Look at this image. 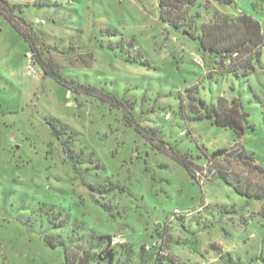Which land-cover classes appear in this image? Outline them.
<instances>
[{
  "label": "rangeland",
  "instance_id": "374dc122",
  "mask_svg": "<svg viewBox=\"0 0 264 264\" xmlns=\"http://www.w3.org/2000/svg\"><path fill=\"white\" fill-rule=\"evenodd\" d=\"M8 1L41 59L126 100L155 139L120 107L68 91L42 68L28 74V44L0 14V264H106L101 235L118 239L112 264H264V199L213 173L226 168L264 193V47L254 73L235 78L195 38L214 10L251 15L264 37V0H198L193 36L160 20L158 0ZM193 86L210 104L241 96L252 127L237 137L216 126L189 97ZM170 148L202 170L190 176Z\"/></svg>",
  "mask_w": 264,
  "mask_h": 264
},
{
  "label": "trees",
  "instance_id": "16d2710c",
  "mask_svg": "<svg viewBox=\"0 0 264 264\" xmlns=\"http://www.w3.org/2000/svg\"><path fill=\"white\" fill-rule=\"evenodd\" d=\"M197 1L158 0L159 18L163 23L168 24L172 28L177 30L182 29L184 34L193 36L192 29H196L197 21L201 17L199 11L193 12L191 10ZM204 1L205 8L210 7L212 2L220 5H232L235 3V0ZM16 10L17 12L22 11L17 4H11L8 0H0V14L28 44L32 59L38 65L39 69L42 68L45 76L54 79L68 91L93 95L100 100L108 102L113 107H120L123 110V116L127 123L134 125V129L142 133L144 137L151 140L155 139L153 135L148 134L145 128L140 127L134 119L131 106L126 100L120 99L114 93L95 85L84 84L67 78L49 59H41L35 38L32 37L31 24L22 16H18ZM199 30L200 34H197L195 38L198 40L200 47L221 56V73H231L235 78H241L253 74L256 64L260 65L264 37L259 21L251 15L240 12L232 16L214 10L211 19L207 22H202ZM138 53V56L142 58V52L138 50ZM143 60L148 64L146 58H143ZM187 92L189 97L195 100L204 110V116L211 119L216 126L232 129L237 137H240L247 128L252 127V124L250 125L248 122L249 112L245 109L241 96L237 95L230 102L220 97L215 104H210L198 96L196 86L188 88ZM51 125L53 126V123ZM155 146L158 149H162L158 145ZM170 149L174 159L186 169L190 176H195L196 173L202 170L201 166L195 164L185 153H178L174 149ZM199 149L202 150L201 148ZM225 151V148H220L205 156L210 161L212 157L218 156ZM242 153L246 155V152L243 151ZM68 154L71 159H74L70 152ZM213 173L225 183L232 186L237 194L248 198L264 199V193L262 192H249L246 189H242L239 183L236 182V178L231 176L226 168L217 166ZM100 238L105 240L106 243L104 250L107 259L106 264H112L116 254V245L111 243V236L109 235H101ZM44 242L50 248L56 247L55 243H52L48 237H44ZM151 248L153 250V245H150L149 249L145 248V252ZM159 248L156 250L157 256L161 254L162 249L161 247ZM171 262L173 263V261Z\"/></svg>",
  "mask_w": 264,
  "mask_h": 264
},
{
  "label": "built area",
  "instance_id": "2783aa9c",
  "mask_svg": "<svg viewBox=\"0 0 264 264\" xmlns=\"http://www.w3.org/2000/svg\"><path fill=\"white\" fill-rule=\"evenodd\" d=\"M27 63H26V68H27V73L32 75V76H36L39 73V67L38 65L35 63V61L32 59V55L30 53H27ZM118 242L117 238H113L111 240L112 244H116ZM146 249L150 248V245H146L145 246Z\"/></svg>",
  "mask_w": 264,
  "mask_h": 264
}]
</instances>
